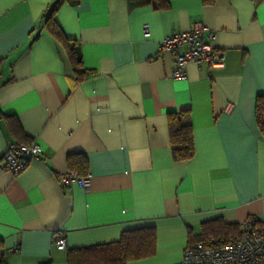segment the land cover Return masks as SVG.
<instances>
[{
    "label": "crops",
    "instance_id": "obj_1",
    "mask_svg": "<svg viewBox=\"0 0 264 264\" xmlns=\"http://www.w3.org/2000/svg\"><path fill=\"white\" fill-rule=\"evenodd\" d=\"M58 0H0V264H66V253L152 227L155 253L126 264H178L202 226H264V0H61L54 20L87 75L44 27ZM203 25L221 69L189 64L172 80L158 44ZM144 27L147 36H144ZM189 109L193 157L176 162L167 116ZM40 158L17 176L8 144ZM86 160L88 188L60 185L67 157ZM62 236L65 248L55 246Z\"/></svg>",
    "mask_w": 264,
    "mask_h": 264
},
{
    "label": "built area",
    "instance_id": "obj_2",
    "mask_svg": "<svg viewBox=\"0 0 264 264\" xmlns=\"http://www.w3.org/2000/svg\"><path fill=\"white\" fill-rule=\"evenodd\" d=\"M144 36H147L145 27ZM214 38L213 31L199 24L188 32L175 33L161 40L158 44L159 53L173 56L170 78H185L189 64L196 68L204 65L210 70L223 68L224 55L210 46ZM39 158L40 152L35 144L10 143L2 154L1 161L7 172L17 176L31 161ZM58 183H77L85 191L88 188V177L81 178L75 172L66 171L59 175ZM239 229L240 233L236 236H209L188 244L178 264H264V226L257 227L251 220H246L239 224ZM55 246L58 250L65 248L62 236L56 237Z\"/></svg>",
    "mask_w": 264,
    "mask_h": 264
},
{
    "label": "trees",
    "instance_id": "obj_3",
    "mask_svg": "<svg viewBox=\"0 0 264 264\" xmlns=\"http://www.w3.org/2000/svg\"><path fill=\"white\" fill-rule=\"evenodd\" d=\"M60 2L61 0H58L44 16L43 25L64 48L74 74L80 79L87 75V72L82 68L79 51L75 46L69 48L70 40L63 35L54 20V11ZM168 2L169 0H152V6L154 9L161 10L167 7ZM213 2L214 0H202L204 5H210ZM254 117L259 132L264 134V95H258L255 98ZM167 127L172 159L176 162L190 160L194 155V147L189 109L169 113ZM67 165V171L75 172L81 178L88 177L84 156H68ZM250 220L252 224L259 227L257 221ZM239 233V225H228L221 219H216L202 226V233L198 240L209 236H236ZM155 243L156 233L152 227L127 230L120 234L116 242L69 250L66 253V264H126L129 261L145 259L154 255Z\"/></svg>",
    "mask_w": 264,
    "mask_h": 264
}]
</instances>
